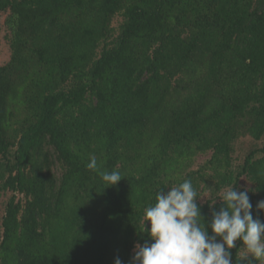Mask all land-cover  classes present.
<instances>
[{
  "label": "trees",
  "instance_id": "1",
  "mask_svg": "<svg viewBox=\"0 0 264 264\" xmlns=\"http://www.w3.org/2000/svg\"><path fill=\"white\" fill-rule=\"evenodd\" d=\"M241 178L264 221V0H0V264H131L157 191Z\"/></svg>",
  "mask_w": 264,
  "mask_h": 264
},
{
  "label": "clouds",
  "instance_id": "2",
  "mask_svg": "<svg viewBox=\"0 0 264 264\" xmlns=\"http://www.w3.org/2000/svg\"><path fill=\"white\" fill-rule=\"evenodd\" d=\"M87 168L98 170L95 156ZM100 176L108 187L123 178L115 170ZM200 200L188 179L167 192L157 191L155 204L146 207L143 216L150 242L134 245L131 264H233L230 249L238 240L244 259L251 257L264 264V221L253 217L248 188H225L218 199L222 207L212 213L210 222L201 215ZM256 208L264 210V200ZM114 264H122L121 259L117 257Z\"/></svg>",
  "mask_w": 264,
  "mask_h": 264
},
{
  "label": "rangeland",
  "instance_id": "3",
  "mask_svg": "<svg viewBox=\"0 0 264 264\" xmlns=\"http://www.w3.org/2000/svg\"><path fill=\"white\" fill-rule=\"evenodd\" d=\"M120 21L121 20L117 17L113 20L112 25L115 29H117V26L119 25ZM261 145H262L261 141L255 142V141H252V140L247 139V138L239 139L238 141H236L235 146H234V148H235L234 156L239 159V160L237 159L236 165H238L242 162V159L245 157V155L248 154V152L251 149H254V148L259 147ZM196 163L197 164L193 167V169H196V167L201 164V161L200 162L197 161ZM54 171L56 173H59V169L57 167L54 168ZM245 187L248 188L249 183L245 179L241 178L239 181V189L245 188ZM212 193H213V185H209L208 188H206L205 190L200 192V199H201L200 202L204 203L207 199L211 198L213 196ZM221 193L219 192V193H217V195H220ZM9 196H10V193H8V192L7 193L0 192V233L2 232L1 218H2L3 213H4L5 203L7 202ZM146 225H147V223H146Z\"/></svg>",
  "mask_w": 264,
  "mask_h": 264
}]
</instances>
